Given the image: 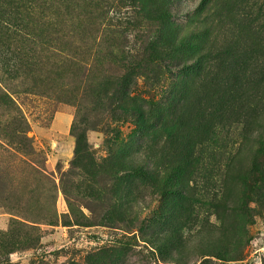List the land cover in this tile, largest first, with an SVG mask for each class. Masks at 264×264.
Masks as SVG:
<instances>
[{
    "label": "rangeland",
    "instance_id": "374dc122",
    "mask_svg": "<svg viewBox=\"0 0 264 264\" xmlns=\"http://www.w3.org/2000/svg\"><path fill=\"white\" fill-rule=\"evenodd\" d=\"M46 3L36 25L46 45L0 38V264H264V191L251 173L264 128V0H171L190 56L209 65L213 123L194 131L206 142L188 161L172 157L168 131L148 149L133 142V119L107 99L125 77L161 101L177 75L159 81L144 65L159 1ZM75 128L88 169V159L72 164ZM125 155L157 164L156 182L125 171ZM173 167L184 198L169 193Z\"/></svg>",
    "mask_w": 264,
    "mask_h": 264
},
{
    "label": "trees",
    "instance_id": "16d2710c",
    "mask_svg": "<svg viewBox=\"0 0 264 264\" xmlns=\"http://www.w3.org/2000/svg\"><path fill=\"white\" fill-rule=\"evenodd\" d=\"M158 1L156 21L159 25V40L147 45L143 59L144 65L154 73L155 78H161L159 81L165 76L164 70L177 72V75L170 74L171 86L161 101L155 100L152 94L144 96L142 93H136L129 86H125V77L120 82L113 83L112 94L107 99L111 106L115 105L125 110L126 116L130 115L133 119L136 126L133 142L141 141L140 145L148 149V141H152V144L157 146V140L168 131L171 136L169 139L173 144L172 149L169 148L172 157L184 156L188 161L193 157L194 149L198 146V151H202L206 142V139L198 141L194 137V131L197 128L205 130L209 124L213 123V118L207 116L206 111L207 90L203 91L209 65L207 57L201 54L190 56L189 42L184 36H180V30L177 28L179 25L170 20V16H173L170 13L171 0ZM46 2L47 0H0V38L25 44L24 47L28 51L30 49L26 48V44L36 46L43 43L46 45V42L41 41V33L38 32L39 28L36 26L37 21L43 18L39 14L46 12ZM0 95L9 101L7 95L1 90ZM186 119L190 120L189 127L193 132L182 136L180 129L183 128ZM73 134L76 137V149L72 164H77L80 159H88L86 161L88 164L84 165L88 169L93 163L89 156L85 131L79 132L75 128ZM257 134L259 136L256 139V160L251 170L256 181V193L264 191V159H261V156H264V128L258 130ZM156 150L157 148H153V151ZM25 154L30 155L31 153ZM126 157L125 155V171H140L156 182V174L159 175L158 165L150 158L136 164ZM173 169L176 171V183L171 186L169 193L184 198L185 194L181 189L178 170L175 167Z\"/></svg>",
    "mask_w": 264,
    "mask_h": 264
}]
</instances>
